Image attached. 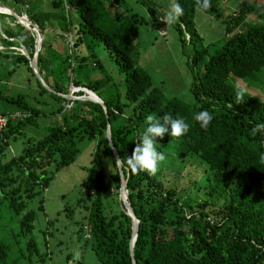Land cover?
I'll use <instances>...</instances> for the list:
<instances>
[{
  "label": "trees",
  "instance_id": "trees-1",
  "mask_svg": "<svg viewBox=\"0 0 264 264\" xmlns=\"http://www.w3.org/2000/svg\"><path fill=\"white\" fill-rule=\"evenodd\" d=\"M175 2L183 8V15L174 24L182 45L201 43L194 29L195 10L201 9L197 0ZM122 3L123 0H59L52 3L65 10L60 17L63 27L58 28V33L63 36L59 39L65 45L71 35L73 47L71 54L59 58L64 67L55 72L56 63H50L45 57L48 54L59 56L49 42L54 35L50 32L53 23L48 25L47 19L24 0H0L1 11L25 17L42 36L37 67L45 85L62 97L69 94L70 88L79 90L72 93L69 100L53 94L66 102L65 107L72 104L70 109L65 108L67 111L76 105L77 113L64 116L61 125L49 127L43 139L28 143L18 157L5 163L0 160L3 200L16 215L20 214L25 206L23 199H31L38 188L46 189L53 172L74 161L80 141L99 138L92 155V165L97 170L85 189L92 198L87 219L88 240L100 264H264V160L261 159L264 132L252 133L253 127L264 123V101L245 94L243 101L237 104L236 89L227 82L229 77L258 82L257 76L264 68V5L256 9L241 1L233 15L223 21L226 40L214 55L207 56L208 47L201 44L199 50L195 47L191 65L203 64L190 87L192 106L177 98L164 99L150 77L136 67L130 49L140 22L137 18L120 16L117 9ZM216 3L217 0H210V8L201 10L219 18ZM71 10L79 20L75 27L71 25ZM148 11L155 26L160 27L163 24L160 18L165 14L152 7ZM251 15L261 21L247 22ZM0 24L5 26L0 31L4 56L10 55L17 63H23L34 76L29 60L8 49L22 45L32 59L34 34L9 15H0ZM87 37L102 45L124 75L125 102L121 103L120 97L116 102L114 99L103 101L106 113L99 104L81 100L88 97L81 88L100 98L96 92L101 81L91 84L94 86L91 88L68 74L74 64L87 63L90 55L83 56L78 51ZM4 38L16 40L11 42ZM35 81V86L43 89L40 82ZM0 98L23 109L0 113L1 117L7 118L14 113L26 115L9 118L0 128L1 155L8 148V138L19 132L21 124L32 123L39 112L24 103L21 96L7 97L0 93ZM66 110L63 112V107H59L56 114L64 115ZM204 110L213 115L207 130L194 120L195 114ZM150 114L157 118L168 114L183 118L189 124V131L179 139L168 134L163 139L157 138L156 148L164 154L171 147L180 164L190 161L201 167L202 172L196 181L189 179L187 185L178 187L171 185L172 181L163 174L162 168L155 175H148L145 172L132 174L126 163L121 166L126 201L139 222L132 258L133 220L118 197L121 182L107 138V123L117 156L126 161L146 129V117ZM12 121L17 123L13 125ZM104 157L110 160L109 172L101 167ZM49 168L54 169L50 171ZM174 172V177L180 175L179 171ZM108 189L117 198L118 205V210L109 215L104 213L102 202ZM33 221V212L23 214L18 221L20 233H30ZM30 246L33 247L31 242ZM0 264H16V260L8 259V247L1 241Z\"/></svg>",
  "mask_w": 264,
  "mask_h": 264
},
{
  "label": "rangeland",
  "instance_id": "rangeland-1",
  "mask_svg": "<svg viewBox=\"0 0 264 264\" xmlns=\"http://www.w3.org/2000/svg\"><path fill=\"white\" fill-rule=\"evenodd\" d=\"M24 1L36 13L42 14L47 19L48 25L50 22L53 23L54 32L52 27L50 32L54 35L52 39L49 38V42L51 49H55L59 56L54 57L48 54L45 57L50 63H56L53 68L57 72L64 67L59 58L66 57L70 51H73V47L68 45V42L71 43V35L65 45L59 39L63 36L58 33V28L63 27L60 17L65 10L53 6L52 3L59 0ZM241 1H245L256 9L264 5V0H217L219 18L208 15L201 9H196L194 29L202 42L198 44L186 42L184 45L180 41L175 25L166 27L163 23L160 27H156L148 11L149 7H152L156 12L167 14L174 0H123V3L118 6L120 16L137 18L140 22L137 26V37L130 49L131 56L136 67L150 77L164 99L177 98L194 106L190 87L194 75L201 70L203 64L198 62L196 66L191 65L196 53L195 47L197 50L200 44L202 47H208L207 56H212L219 51L226 40L223 21L233 15ZM149 14L151 19H149ZM70 16L71 25L75 27L79 21L78 17L73 10L70 11ZM260 21L254 15L247 18V22L253 24ZM1 27L5 28L4 25ZM187 39L188 36H186ZM1 40L0 38L2 45ZM78 51L80 55H90L86 59L87 63L82 66L74 64L68 74L74 80L89 85L91 88L94 87L91 84L101 81L96 94L102 101L107 102L114 99L116 102L120 97V102L124 103V75L119 72L114 61L109 59L102 45L87 37L84 38ZM4 53L3 51L0 54V93L7 97H23L24 103L39 112V115L32 123L21 124L19 132L8 138V148L0 155L2 163L21 155L28 143L32 144L43 139L48 134L49 127L62 124L64 116L69 117L77 113L76 105L72 110L65 109L66 102L61 95L46 89L42 84L41 87L44 90L36 87L35 76L26 70L23 63H17L10 55L7 56L9 58L5 57ZM95 63L98 65L96 66ZM257 78L258 82L229 77L227 82L233 89L245 88L246 94L264 101V68ZM77 91L79 90L70 88L68 95L72 96L71 93L74 94ZM53 94L63 99H57ZM59 107H63V112L66 110L64 115L56 114ZM13 110L22 111L23 109L0 98V113ZM16 123L12 121L13 125ZM98 139L80 141L78 154L74 161L69 166L53 172L46 189L38 188L37 194L31 199H23L25 206L20 214L16 215L8 208L0 193V241L7 245L10 261L16 260V264H100L91 247V241L88 240L87 219L92 198L85 189L86 184L90 182L97 170L92 165V155ZM164 155L166 159L159 165V168H162L163 174L170 182L172 181V186L183 187L187 185L189 179L196 181L199 173L202 172L201 167L190 161L180 164L171 147L165 151ZM101 167L109 172L108 157L102 158ZM53 169L49 168L50 171ZM174 171H179L180 175L174 177ZM102 202L105 214L109 215L110 212L114 213L118 210L117 198L110 193L109 189L103 195ZM28 211L34 213V221L30 233L23 235L20 233L18 221ZM30 242L33 247H28Z\"/></svg>",
  "mask_w": 264,
  "mask_h": 264
},
{
  "label": "clouds",
  "instance_id": "clouds-1",
  "mask_svg": "<svg viewBox=\"0 0 264 264\" xmlns=\"http://www.w3.org/2000/svg\"><path fill=\"white\" fill-rule=\"evenodd\" d=\"M197 5L202 10H207L211 6L210 0H197ZM182 15L183 8L174 0L171 9L160 18V21L166 27H171L177 23ZM149 19H151L150 14ZM246 91L245 88L236 89L235 101L237 104L243 101ZM194 120L199 123L202 129L207 130L213 120V115L207 110L199 111L195 114ZM146 124V129L139 137L138 143L126 161H122L120 158L116 159L120 166L126 163L132 174L145 172L148 175H155L159 171V165L166 159L165 155L156 148L157 138L163 139L165 134H168L171 138L179 139L189 131L190 127L183 118H173L168 114H164L160 118L150 114L146 117ZM259 132H264V123H259L252 128L253 135ZM261 159L264 160V155L261 156Z\"/></svg>",
  "mask_w": 264,
  "mask_h": 264
},
{
  "label": "water",
  "instance_id": "water-1",
  "mask_svg": "<svg viewBox=\"0 0 264 264\" xmlns=\"http://www.w3.org/2000/svg\"><path fill=\"white\" fill-rule=\"evenodd\" d=\"M9 13H6V15L12 16L16 19L17 22H19L21 24V26L30 31L32 34H34L35 37V49H34V54H33V58L31 59L26 50L24 49V47L22 45H20V52L23 54V56H25L28 60H29V67L31 68L35 78L40 82V84L43 85V87H45L46 89H49L45 83L42 81L39 73H38V67H37V56L40 50V44H41V40H42V36L40 35V33L38 32V30L36 29L35 26H33L25 17H19L17 14L8 11ZM24 22H27L28 25H24ZM0 31H1V24H0ZM50 90V89H49ZM80 90L84 91L87 94V98H82L81 100H85V101H90V102H94L96 104H99L100 106H102L104 112L106 113V107L103 103V101L98 98L95 94H93L92 92L88 91L87 89H83L81 88ZM64 98H72V96L68 95V96H63ZM107 138H108V142L109 145L111 147L113 156L116 159L118 158L117 153L115 148L113 147L112 143H111V138H110V131H109V126L107 123ZM117 164V162H116ZM118 167V171H119V176H120V191H119V195H120V199L122 200L124 207L127 211L128 216L133 220V230H132V238L130 241V255L133 258V244L136 238V234H137V230H138V220L136 219V217L134 216V213L132 211V209L130 208V206L128 205L126 198V191H125V182L121 173V166L117 164ZM135 264V263H133Z\"/></svg>",
  "mask_w": 264,
  "mask_h": 264
},
{
  "label": "built area",
  "instance_id": "built-area-1",
  "mask_svg": "<svg viewBox=\"0 0 264 264\" xmlns=\"http://www.w3.org/2000/svg\"><path fill=\"white\" fill-rule=\"evenodd\" d=\"M66 11H67V7H66ZM70 46H72V42L70 43ZM69 54H71V51H70V53ZM72 90H76V89H72ZM73 93V92H72ZM71 93V94H72ZM70 99V98H69ZM68 99V100H69ZM72 99V98H71ZM72 107V104H67L66 105V109H70ZM16 117H20V118H24V117H26V115L25 114H22V113H14V114H12V115H10V117H1L0 116V128L1 127H3L4 125H5V123H6V121H7V119H9V118H16Z\"/></svg>",
  "mask_w": 264,
  "mask_h": 264
},
{
  "label": "crops",
  "instance_id": "crops-1",
  "mask_svg": "<svg viewBox=\"0 0 264 264\" xmlns=\"http://www.w3.org/2000/svg\"><path fill=\"white\" fill-rule=\"evenodd\" d=\"M0 15H3V14H0ZM4 15H6V14H4ZM8 26V25H7ZM5 40H8V39H6V38H4ZM16 39H9L8 41H11V42H13V41H15ZM10 51H16V52H19V53H21L20 52V48H16V47H9L8 48ZM0 50L2 51H4V47H2L1 46V44H0Z\"/></svg>",
  "mask_w": 264,
  "mask_h": 264
},
{
  "label": "bare ground",
  "instance_id": "bare-ground-1",
  "mask_svg": "<svg viewBox=\"0 0 264 264\" xmlns=\"http://www.w3.org/2000/svg\"><path fill=\"white\" fill-rule=\"evenodd\" d=\"M7 12L1 11L0 10V14H6ZM24 25H28L27 22H24Z\"/></svg>",
  "mask_w": 264,
  "mask_h": 264
}]
</instances>
